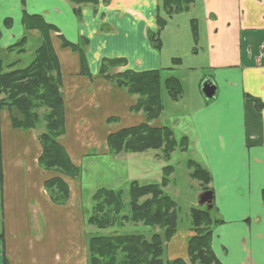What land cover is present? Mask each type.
<instances>
[{
	"label": "crops",
	"instance_id": "crops-1",
	"mask_svg": "<svg viewBox=\"0 0 264 264\" xmlns=\"http://www.w3.org/2000/svg\"><path fill=\"white\" fill-rule=\"evenodd\" d=\"M78 7L80 16L76 11ZM196 7L201 10L206 31L210 75L205 77L214 81L217 93L211 101L205 100L190 112L195 139L192 142L193 135L187 134L186 137L192 147L201 153L204 162L199 163L211 177L210 189L214 192L217 219L221 221L213 228L212 249L222 264H264V0H193L187 12ZM25 12L42 15L57 28L51 37L63 75L65 137L73 139L62 142L73 161L78 149L75 143L82 130L78 127H82L83 121H94L95 118L101 121V117H97L98 107L105 104L112 110L103 121L112 116L121 119L119 121H132L122 123L121 128L146 121L143 113L130 111L138 96L130 95L105 80L100 76L99 69L103 59L123 57L127 59V69L137 71L128 59L130 54L134 55V63L143 64L138 67L140 71L162 69L161 50L154 48L148 37L149 32L159 29L157 18L162 16L160 0H99L97 5L80 6L70 0H0V48L4 56L7 47L25 36L22 22ZM8 18L11 19L10 25H6ZM16 20L18 30L14 29ZM191 21L197 36L198 17ZM168 26L166 23L165 27ZM29 33L37 37L35 32ZM123 34L129 44L126 50L120 48ZM62 38L72 43L88 39V64L93 67L97 63L98 67L97 72H92L93 78L81 74L79 54L63 47ZM175 59L180 58H174L173 62L181 65V61ZM252 99H258L262 106L259 107ZM182 100L181 96L175 102ZM160 118L152 125L163 126ZM1 132V189L4 197L5 185H9L7 210L11 218L9 223L13 224L9 228L11 234L16 231L23 234L30 222V210L26 208L23 213L22 189L19 194L25 178H28L27 183L32 182L35 196H38L36 203L44 212L46 221L55 224L51 232L55 240L58 238V249L52 264H86V219L79 212V205L72 203L73 197L64 205L54 204L44 188L45 180L52 175L40 168L38 162L42 153L38 138L43 130L38 131L37 127L28 131L15 128L10 113L6 111L1 116ZM36 213L39 214L38 211ZM62 221L63 229L58 237L57 224ZM28 232L27 239H14L10 244L5 242L1 250L21 253L23 260L27 253L34 252V248L29 246V240L33 239L29 228ZM188 235L178 232L168 242L170 260L188 259L187 240L193 231ZM45 237L37 239V242L44 243ZM74 240L79 244H74L72 254L70 245L68 251L66 245ZM17 261L14 258V264Z\"/></svg>",
	"mask_w": 264,
	"mask_h": 264
},
{
	"label": "trees",
	"instance_id": "trees-1",
	"mask_svg": "<svg viewBox=\"0 0 264 264\" xmlns=\"http://www.w3.org/2000/svg\"><path fill=\"white\" fill-rule=\"evenodd\" d=\"M77 5H97L99 0H70ZM193 0H163V7L169 17L187 12ZM80 7L77 8L80 16ZM26 30H37L41 35V44L34 51L31 62L21 66V58L7 62L0 48V180L2 182V132L1 116L9 112L13 126L28 131L39 125V110L47 109L45 114V130L39 135L42 153L39 166L44 171L58 169L61 173L77 177L80 168L75 165L59 138L66 133L65 102L62 94L63 78L58 55L55 51L51 34L57 28L47 22L42 15L24 13L22 18ZM159 29L149 32L148 37L154 48L161 49L162 43L158 35L165 27L166 19L158 16ZM11 19H6L10 25ZM62 46L70 48L80 56L81 74L91 77L86 51L89 41L82 38L79 43H72L62 38ZM27 35L21 37L14 45L6 48V53L16 52L22 56L27 52ZM5 53V54H6ZM178 62L181 59H175ZM118 64L126 65L123 57L105 58L102 60L99 74L105 80L130 95L138 96L137 102L130 107L133 113L142 112L146 122L121 128L109 134L108 146L113 153L144 152L149 149L164 147L165 160L177 145V139L169 126H153L152 122L164 112L162 100L163 86L173 101H179L183 94L182 82L175 76L162 81V70L135 71L125 69L110 73L109 69ZM255 100L259 107L262 103ZM118 117L107 119L118 121ZM187 137L181 139L180 142ZM185 144V143H184ZM185 148V147H184ZM195 167L193 177L204 184L211 183L210 173L200 164L192 162ZM173 167H165V175L159 183L141 184L134 180L129 185L130 214L123 219L145 226L157 227L150 238L140 234H94L87 240V264H222L212 249V234L215 225L221 221L213 218L211 211L205 208L191 210L193 235L187 240L188 259L176 258L164 260L165 247L178 232V211L176 201L166 193L169 175ZM170 170V172H169ZM2 184V183H1ZM44 188L54 204L64 205L69 199L68 184L63 178L55 176L44 182ZM210 190L205 187L204 191ZM95 208L93 214L86 219L88 226L106 230L116 225V216L123 207V191L101 188L94 195ZM215 208H213L214 210ZM3 236V235H2ZM6 262V261H5Z\"/></svg>",
	"mask_w": 264,
	"mask_h": 264
},
{
	"label": "rangeland",
	"instance_id": "rangeland-1",
	"mask_svg": "<svg viewBox=\"0 0 264 264\" xmlns=\"http://www.w3.org/2000/svg\"><path fill=\"white\" fill-rule=\"evenodd\" d=\"M160 5L162 7L161 17L166 19L167 23L169 24V26L167 28L165 27L166 29L161 31L158 35V38L162 43L160 55L164 64L162 65L161 69L162 81H164L169 76H175L181 80L184 90L182 95L183 100L179 103H176L169 97L165 87L163 86L162 100L164 104V113H162L163 116L160 118V122L162 125L169 126L173 129L175 138L178 140L177 145L175 146L174 150L170 152V160L168 161L165 160L166 155L164 154V147L159 149H149L144 152L113 153L107 142L109 134L114 132V130L116 131L121 129L122 123L126 124L131 123L132 121H127V119H124V121H119L121 119H118V121H111L110 123L108 121H103L104 116L112 111L108 107H105V104L103 107L97 108V114H99L97 117H101V121H96V118L94 121H83L82 127H78L82 130H80L78 135L80 140L78 139L75 143V146L76 148L78 147V149L76 150V155L74 156L75 158L73 161L75 165L80 168L79 175L73 178L61 173L58 169H54L49 172L51 173L52 177H61L68 184V201L71 199V197H73L72 203L76 202L75 204L79 205L78 210L81 214H83L82 216H84L85 219L93 214L95 208L93 195L99 189L105 187L113 190H122L124 196L122 211L116 216L117 223L115 226L106 230H99L95 226H88L84 221V229L86 231L85 238L87 240L89 236L97 233L105 235L111 233L140 234L144 235L146 238H150L154 232H159L157 227L153 228L150 226H145L142 223H134L132 221L124 220L123 217L125 214L129 215L131 211L130 197L128 192L130 182L136 180L141 184L159 183L161 182L162 178L167 175V170L165 167L168 165L172 166L173 168L170 169L172 170L171 175H169L170 182L165 190L166 193H168L177 203L178 232L188 235V233L192 231V209L207 208L206 206H200L198 204V199L199 195L203 193L205 187L210 188V183L206 185L200 180L194 178L192 173L194 172L195 167H193L191 164L192 162L202 164V162H204L202 160L203 157L199 151L192 147V144L188 138L187 142L185 140L180 142L182 138L187 136V134L190 136L193 135L191 141H194L195 135L192 128V122L194 121H190L189 114L195 107H197L200 103H203L205 100L211 101L205 99L201 91V86L204 80L209 78L205 76L210 75V72L207 68L208 48L206 42L205 25L203 19L201 18V10L198 7L189 13L184 12L175 14L171 18L168 15L169 13L167 14V10L163 7V0H160ZM195 17H198L199 32L197 36L194 34L191 21L192 18ZM0 27H2V24H0ZM104 28L108 29L107 26H104ZM14 29H19L17 20L14 23ZM31 32H35L37 37L31 35L28 30H25V35L28 33L30 34V38L26 46L27 52L22 56H19L16 52L6 53L5 59L7 62H12L18 58H21V65L23 67L27 66L31 62L34 57V51L39 46V44H41L40 33L38 34V31ZM120 45V48L123 50H126V48L129 47V44H127L124 40V34L121 37ZM142 55H145V53H142ZM129 56L130 57H128V59L130 63L132 62L131 65L133 68H137L136 70L140 71L138 67L140 65L143 66V64L140 62L139 64L134 63L135 59L133 54H130ZM174 58H180L181 65L180 63L173 62ZM126 65H114L109 69V72L114 74L118 71H124L127 69ZM88 66L92 75L94 72H97V63H94L93 67L90 65V63ZM95 75L98 76L96 73ZM91 77L93 78V76ZM46 111L47 109L43 108L38 112V131L45 130L44 116ZM92 115L96 116L94 113H92ZM66 133L59 138V141L62 145V141L64 140L73 141L71 136L65 137ZM78 136L76 135V137ZM25 179L26 180L23 184V188L19 189V194L21 193L22 189L23 191L20 194V198L24 200L23 213L26 212V208L30 210V222H28L27 225L31 232V236H33V239L29 240V246L34 248V252L27 253L25 255L26 258L22 260L23 255L21 253H16L12 250L11 252H9L10 250H6V252L1 250V245H3L5 242L10 244L14 239L15 241H19L21 238L24 240L25 238L27 239V236L29 237V232L27 228V230H24L23 234L19 233L18 231H16L15 234H11L9 228L10 225L12 226L13 224L12 222L9 223L11 218L9 217L7 210V195L9 194V185H5V195L3 197L0 180V264H14V258L19 260L15 262V264H52L53 257L56 255L58 249V238L55 240V235L53 232H51L52 227H54L55 224L50 220H48V222L46 221L44 212L36 203L37 195L35 196L36 192L33 189V184L32 182L27 183V180H29L28 178ZM30 194H34V196ZM2 200L4 201V206ZM72 203L69 205H72ZM40 210L42 212H40ZM36 211H38V215ZM16 213L17 212H15L13 216H15ZM211 215L213 218H219L217 210L215 209L212 210ZM79 221H81V218H79ZM63 223L64 221L57 224L58 237L61 235ZM42 236H46L44 243L37 242V239L42 238ZM74 244H79V241L77 242L74 240L67 244L66 251H68V245H70L71 253L73 254ZM33 257L35 258V261H33ZM57 257H59V255H57ZM163 258L166 261L170 260L167 246L165 247ZM25 259L27 260L25 261Z\"/></svg>",
	"mask_w": 264,
	"mask_h": 264
},
{
	"label": "water",
	"instance_id": "water-1",
	"mask_svg": "<svg viewBox=\"0 0 264 264\" xmlns=\"http://www.w3.org/2000/svg\"><path fill=\"white\" fill-rule=\"evenodd\" d=\"M201 91L205 99L211 100L216 96L217 86L211 78H206L201 86ZM214 192L212 190L204 191L199 195L198 204L206 206L208 211L214 208Z\"/></svg>",
	"mask_w": 264,
	"mask_h": 264
}]
</instances>
